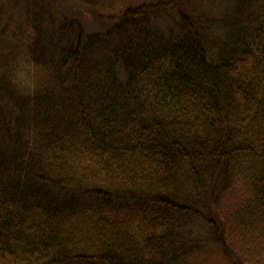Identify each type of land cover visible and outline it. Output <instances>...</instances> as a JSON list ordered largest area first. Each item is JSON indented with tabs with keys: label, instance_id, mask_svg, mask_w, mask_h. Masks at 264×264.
Returning a JSON list of instances; mask_svg holds the SVG:
<instances>
[{
	"label": "trees",
	"instance_id": "obj_1",
	"mask_svg": "<svg viewBox=\"0 0 264 264\" xmlns=\"http://www.w3.org/2000/svg\"><path fill=\"white\" fill-rule=\"evenodd\" d=\"M113 1L0 0V264L232 257L238 180L264 214V0Z\"/></svg>",
	"mask_w": 264,
	"mask_h": 264
},
{
	"label": "rangeland",
	"instance_id": "obj_2",
	"mask_svg": "<svg viewBox=\"0 0 264 264\" xmlns=\"http://www.w3.org/2000/svg\"><path fill=\"white\" fill-rule=\"evenodd\" d=\"M153 0H127L121 3L118 0L111 2L109 9L99 13L105 17L120 14L128 7H136ZM49 7H53L48 3ZM62 18V17H61ZM109 25H93L88 27L89 32H101ZM219 201V211L224 220L226 230V244L232 253V258L238 264H264V214L254 209L251 192L246 181L238 180L234 186L222 193ZM256 212H255V211ZM254 212V214H252ZM206 258L197 256L187 264H228L226 259L217 254ZM208 257V256H207Z\"/></svg>",
	"mask_w": 264,
	"mask_h": 264
}]
</instances>
